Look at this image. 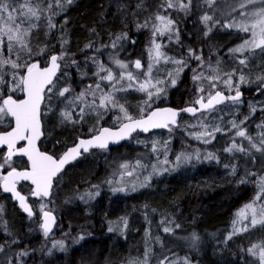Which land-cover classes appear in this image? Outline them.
Masks as SVG:
<instances>
[{
    "label": "trees",
    "instance_id": "1",
    "mask_svg": "<svg viewBox=\"0 0 264 264\" xmlns=\"http://www.w3.org/2000/svg\"><path fill=\"white\" fill-rule=\"evenodd\" d=\"M45 2L53 4L56 14L52 16V23L57 27L49 31L47 20L42 17L38 22L39 28L32 35L33 51L45 45L51 53L66 51L68 55L61 62V73L65 79L71 78L68 86L75 93L95 82L92 73L96 67L88 57H98L106 66L112 67L114 73L117 72V67L109 61L108 56L118 50L120 59H140L147 66L148 50L153 40L152 30L150 27L138 25L146 20L153 22L152 17L160 10L162 0H72L71 4L61 0L63 8L56 5L55 0H40L41 6ZM204 3L205 0H193L187 14L169 10L179 28V42L175 36L171 39L168 36H157L155 39L164 44L163 51L169 57L187 60L188 67L175 77L177 82L174 86L167 82L169 77L164 80L162 87L165 91L158 98H154L150 108H145V114L158 105L182 108L191 104L199 95L207 93V80L196 82L192 76L193 70H203L207 76L211 69L199 68L198 61L188 57L189 48L196 50L197 55L202 54L206 65L210 63L215 66L219 60L223 72H230L232 68L239 69L241 66L237 57L248 55L234 56L229 52V49L249 37V34L238 29L222 26L233 19L236 13L232 9L228 14L213 13L212 8L206 7ZM161 14L167 13L161 11ZM205 14L221 22L215 26L209 22L208 26L212 27V31L208 35H205L206 27L201 20ZM123 33H127V39L118 41L117 49L102 47L110 45L116 36ZM64 40H67L66 44ZM90 42L93 43V48H85ZM46 55L47 53L39 58L42 64L46 61ZM71 60H76L77 64H72ZM261 64H264V56H260L259 50H256V54L250 58V70H244L249 81L238 85L239 90L244 93L242 102L238 106L231 102L217 106L225 131L216 133V139L212 143L204 144L189 135L194 129H201L191 128L186 124L188 120H196V117L185 112L181 113L176 126L147 135H133L134 140L137 136L150 138L154 133L161 132L162 140L168 142V164L163 163L165 149L156 145V151H153L154 144L149 141L136 144L130 140L111 150L86 153L69 164L56 178L49 199H34L29 195V188H22L35 206V215L31 217L24 214L11 196L0 188V206L3 209L0 212V245L4 246V251L0 252V262L7 264L11 259L12 264H128L132 260H142L145 250L150 248L149 264H156L157 258L163 259L164 256H168L169 260L187 257L190 264H256V259L246 249L252 244L264 241V228L257 226L239 234L232 232L237 212L257 194L258 185L254 181L264 174V155L255 150L252 156L239 152L227 153L224 148L230 146L235 133L234 129L228 130L229 121L233 119L239 122L244 116H249L245 125L248 133L256 137L264 132V128L257 127L264 123V91L256 93L260 88L256 76L264 71L259 67ZM162 66L163 69L159 66L153 71L156 74V77H152L155 83L159 80V75H167L169 72L175 75L176 66L173 63L165 62ZM233 79L235 87L236 78ZM107 84V81L102 82V86ZM201 85L205 88V93L197 91ZM217 89L229 93L223 85L217 86ZM105 90L111 89L109 87ZM128 91L127 98L121 99V92L116 98L129 114L139 117L140 107L146 100L143 95L146 94L135 88ZM8 94L13 93L10 91ZM20 94L17 91L14 97H19ZM260 99L263 101L259 103ZM250 105L257 109L255 113H250ZM218 114L213 113L212 116ZM117 116H122L119 109L108 110L106 116L95 120L96 122L93 116H85L79 123L74 124L73 132L69 129L63 130L62 125L55 124L54 117L49 118L52 125L50 137L55 147L51 150L52 154L58 156L64 148L63 144L68 145L73 141V136L70 137L72 134H75V139L79 134L89 136L95 133L101 125H119L123 121L117 120ZM236 140L248 147L247 140L239 137ZM197 150L201 158L192 159L194 165L184 166L181 162L173 167L176 155L182 152L191 154ZM207 152L214 153L218 160L204 159ZM143 159H147V162L142 161ZM137 161H140L139 168L147 165L142 169V176L138 180L139 183H144L143 186H130L125 191H113L124 184L113 181L121 177L119 165L122 162ZM0 163H3V156H0ZM15 163L12 161L11 166ZM226 164L229 167L226 168ZM153 165L156 169H168L170 166V170L162 175L154 172L149 181H144L145 176L153 172ZM232 165L236 166L235 174L231 171ZM247 172L258 175L246 177ZM241 179H246L247 182L240 183ZM96 192L99 194L95 195ZM90 193L93 195L88 199L87 194ZM42 201L46 203L44 209L53 211L57 216L54 232L48 236H44L39 227V205ZM169 212L173 219L168 222L165 215ZM120 218L127 221L126 228H123ZM176 225L179 227H175ZM110 226L117 230L109 232ZM164 227L173 228L174 231L165 233ZM237 227L242 225L238 224ZM193 233L198 237L195 246L191 241ZM230 234L232 238L228 239ZM52 241H63L67 243V247L48 252ZM21 251H27L28 255L17 257L16 254Z\"/></svg>",
    "mask_w": 264,
    "mask_h": 264
},
{
    "label": "snow or ice",
    "instance_id": "2",
    "mask_svg": "<svg viewBox=\"0 0 264 264\" xmlns=\"http://www.w3.org/2000/svg\"><path fill=\"white\" fill-rule=\"evenodd\" d=\"M209 5L213 4L215 0H205ZM64 3L71 4L72 0H64ZM55 4L63 8L61 0H55ZM192 0H162L160 10L157 11L152 17V21L146 20L138 27H150L152 30L153 40L151 47L148 50L149 60L147 66L142 64L140 59L134 61H124L119 58V50L110 53L108 56L109 61L115 65L119 71H113L112 67L106 66L96 56L88 57L95 65L96 70L92 73L95 78L94 84L87 85L79 93L71 86H63L60 83V77L57 75L61 69V62L68 55L66 51H61L59 54H52L47 45L42 48H37L33 51L32 35L33 32L39 28V21L42 17L47 20L48 30L51 31L57 26L52 23V16L56 13L53 9V4L45 2L41 6L40 0H0V121L5 117H11L14 120V126L10 131L0 132V145L6 146L7 153L3 157V163H0V182H2L3 191L12 193L14 198L19 202L20 207L28 214L29 217L34 215L32 207L26 202L28 197L22 195L17 191V185L21 181H31L34 188L30 191L29 195L40 199L47 198L52 194L53 180L62 171L64 166L79 157L83 152H88L91 148L107 149L109 142H117L131 135L132 132L138 129L143 132H148L151 129L165 128L168 129L170 125L177 124V117L181 112L191 113L196 117V124L191 127H199L200 131L190 132L194 139L202 141L204 144H210L216 139V133L225 131L219 123L214 121L218 119L217 116H212L213 113L220 111L217 106L224 105L231 102L232 105L238 106L242 102L243 93L239 90V84L247 83L249 78L244 74L245 69H249L250 58L259 50V55L264 56V0H235L234 4L230 5L232 11L236 13L240 19H231L229 22L224 23L222 26L228 29H238L244 33L249 34V38L237 45L235 48L229 49V52L234 56L247 52L248 55L243 58L237 57L238 64L241 66L239 69L232 68L230 72H223L220 68V61L217 60L215 66L212 64H205L202 54L197 55L196 50L189 48L187 50L189 58H195L198 61V67L204 69L207 67L211 69V73L207 76L204 71L197 72L193 70V81L200 82L203 80L208 81L209 90L205 95H199L197 99L191 102V105L183 109L173 108H157L145 114V108H150L154 98H158L161 93L165 91L164 87L158 86L165 82L157 80L152 84L153 68L159 65L161 60L164 62H171L175 67V75L172 72L167 73L171 85L176 84V76L188 67L187 60L174 59L169 57L163 51L164 44L157 42V36H172L176 37L179 42V28L176 21L172 18L169 10H176L180 12H187L190 9ZM161 11L167 14H161ZM202 23L206 27L205 35L212 31L209 27V22L212 25H219L220 20H214L213 16L205 14L201 17ZM127 39V33L116 36L110 45H102V47H111L117 49L118 41ZM135 43V41H129ZM67 43V40H64ZM85 48H93V43L85 45ZM122 50V45L120 46ZM98 52L99 49H96ZM47 53L45 66H41L40 59ZM72 64H77L76 60H71ZM142 70L136 72L130 69ZM264 70V64L259 66ZM63 75V73H61ZM143 77L141 80L140 78ZM236 78V86L233 87L234 79ZM107 81V85L102 86V82ZM256 81L261 86V91H264V71L256 76ZM135 82V83H133ZM217 82L223 83L234 91L233 95H224L221 91H215ZM110 87V91L105 90ZM135 88L137 91L146 94V100L143 106L140 107V118H134L129 114L128 110L123 104L119 103L116 98L117 94L128 89ZM154 88L155 91L149 90ZM9 90L13 94H8ZM24 94V98H14L15 92ZM197 91L205 93V88L201 85ZM99 93V103H97V94ZM56 100L59 104H63L64 108L59 110L60 117L63 123L76 124L83 120L87 112H95L98 116L101 115L99 109L105 111L111 109H119L122 116H117V120H122L121 126L118 130L113 131L109 128H103L99 134L93 135L90 139H80L79 142L63 155L56 159L46 152H41L37 147V141L40 139L43 132V124L41 117L42 106L48 111H52V102ZM264 110V109H262ZM257 109L250 105V113H255ZM199 113V116L197 114ZM75 114V115H74ZM211 117V119H210ZM249 116H244L237 122L235 119L229 121L228 130H235L232 137L230 146L224 148L227 153H244L252 156L253 150L264 155V132L259 133L256 137L250 135L245 127ZM258 128H264V123L257 125ZM243 138L247 140L248 147L246 148L243 143H237L236 138ZM23 142V143H21ZM160 143V142H156ZM167 144L163 142L165 149L164 164H168L167 160ZM18 145H20L18 147ZM153 151H156L155 146ZM17 155L26 156L30 162V168L25 170H17L12 167V158ZM200 152L197 150L194 153H180L175 156L173 167L179 165L181 162L189 163L192 159L200 160ZM204 159L218 160V157L212 153L207 152L204 154ZM254 159V156H253ZM140 165V161L136 162ZM147 167V165H141ZM127 169L128 165H122ZM229 167V165H225ZM9 168L6 174L3 170ZM153 172L159 174V170L153 165ZM169 169L165 168L164 171ZM231 171L236 173V166L232 165ZM132 175L131 172L127 173ZM257 173L247 172L246 177L257 176ZM150 179V176L145 177V181ZM246 179H241L240 183H246ZM258 185L257 194L251 202L246 204L239 212H237V219L233 221L232 234H239L240 232H247L250 229H255L257 226L264 228V174L259 175V179L254 181ZM143 186V185H141ZM135 190V189H133ZM113 191H124V189H113ZM99 193L96 192L95 195ZM90 196L93 194H89ZM83 199V197H80ZM46 205L40 204L39 210L42 212V223L39 225L44 236L52 231L55 225V216L52 211H44ZM0 206V212H2ZM123 228L127 227V221L120 218ZM248 221L243 224V227H237L238 224ZM163 223V222H162ZM175 227H179L176 225ZM117 230L110 226L109 232ZM122 230V229H120ZM174 229L164 227L163 232L171 233ZM232 234L228 239L232 238ZM83 239V237H80ZM198 237L195 233L191 236L192 245L195 246ZM16 241H13L15 243ZM53 247L63 249V241H56ZM4 251V246L0 245V252ZM246 251L256 259V264H264V241L259 244H252ZM151 249H146L143 254L142 260H132L128 264H149V256ZM17 257H24L28 255L27 251H21L16 254ZM3 264V262H0ZM7 264H12L11 259ZM156 264H177L176 261L169 260L168 256L163 259L157 258ZM183 264H190L187 257L184 258Z\"/></svg>",
    "mask_w": 264,
    "mask_h": 264
},
{
    "label": "rangeland",
    "instance_id": "3",
    "mask_svg": "<svg viewBox=\"0 0 264 264\" xmlns=\"http://www.w3.org/2000/svg\"><path fill=\"white\" fill-rule=\"evenodd\" d=\"M234 2H235V0H215V2L213 3V4H211V5H209V4H207L206 2L204 3V5L206 6V7H210V8H212V11H213V13H225V14H228V12H229V10H231L232 8L230 7V5H232V4H234ZM192 3H193V0H192ZM235 19H240V17H238L237 15H235V17H234ZM249 38V37H248ZM242 43V42H241ZM241 43H238V44H236L234 47H232V48H235L237 45H239V44H241ZM244 54H247V52H245V53H242V55H244ZM121 60H123V59H121ZM124 61H126V60H124ZM134 61V60H133ZM127 62V61H126ZM142 62V61H141ZM163 63H165L163 60H161V62H160V64L159 65H156V66H154V68H153V71L154 70H156L159 66H160V68L161 69H163V66H162V64ZM142 64H144V63H142ZM146 67V66H145ZM130 69H132L133 71H134V74L136 73V72H141L142 70H136V69H134V68H132V66L130 65ZM119 71V69L117 68V72ZM154 73H152V77H156V74H154ZM59 77H60V83H61V85H67L68 86V81H70L71 80V78H68V79H65L64 78V75H61V72H60V75H59ZM168 76L165 74H162V75H159V80H161V81H164L166 78H167ZM141 80L143 79V77H141L140 78ZM155 82L153 81V79H152V84H154ZM206 84H208V81H206ZM219 85H223V87H226L227 89H226V91H228L229 93L230 92H234V91H230L229 90V88L227 87V86H225L223 83H220V82H217V86H219ZM158 86H161L162 87V85H158ZM233 87H234V85H233ZM133 89V88H132ZM130 90V92H131V89H129ZM149 90H151V91H155V89H149ZM209 90V89H208ZM215 90H217V87H216V89H214V90H212V91H215ZM131 94V93H130ZM129 95V91L127 90V91H123V92H121L120 94H119V97L121 98V99H125V98H127V96ZM145 98H147L146 97V95H143ZM263 101V99H260V100H258V102L260 103V102H262ZM98 103H99V101H97ZM58 102L54 99L53 100V102H52V105H51V107H52V111H48L46 108H43V111H44V113H45V119H49V118H51V115H52V112L57 108V106H58ZM62 106L64 107V105L62 104ZM99 111L101 112V115L100 116H98L95 112H87L86 111V113H85V115H84V117L86 116L87 118H89V116H93L94 117V121L96 120H99L100 118H103V117H105L106 116V114H107V112H108V110L107 111H105L104 109H99ZM217 116V115H216ZM218 119H216L214 122L215 123H219L220 125H221V127L224 125V122H223V119L221 118V115H219L218 114ZM61 119V118H60ZM61 120H58L57 121V123L58 122H60ZM95 121V122H96ZM186 124L188 125V126H190L191 127V125H194V124H196V120H188L187 122H186ZM191 128H193V127H191ZM196 128V127H195ZM194 131H197V130H193V132ZM163 135L161 134V132H157V133H154L150 138H145V137H141V136H137V138L136 139H134V140H132L131 141V143H136V144H139V143H143V142H151L152 144H154L155 145V147H156V145L157 146H162L163 147V140H162V137ZM160 142V143H156V142ZM154 145L152 146V147H154ZM162 151V150H161ZM145 159H143L142 161H144ZM147 160V159H146ZM144 161V162H147V161ZM124 164H127L128 165V167H127V169H125V168H123L122 167V165H124ZM184 164V166H190V165H194V163L192 162V160H191V162H189V163H183ZM143 168H145V167H141L140 166V168H139V165H138V168H137V163H135V162H132V163H128V162H122L120 165H119V169H120V175H121V177H117V178H115V179H113V181L114 182H116V183H124L122 186H121V188H123L124 189V191L127 189V187H130V186H135L136 188H139V187H141V185H143L144 183H139L138 182V180H139V178L142 176V169ZM167 168V167H166ZM164 169L165 168H162V169H157V170H159V174L158 175H162L163 173H165L166 171H164ZM168 169L170 170V166L168 167ZM123 174H122V173ZM128 172H131L132 173V175H128L127 173ZM154 172H152L149 176L150 177H152L151 175L153 174ZM125 176H127V177H125ZM146 177V176H145ZM124 179V180H123ZM135 180V182H133ZM150 179H148V181H149ZM144 181H145V178H144ZM126 183H132V185H126ZM87 198L89 199L90 198V195L89 194H87ZM42 204H44V202L42 201ZM44 205H46V203L44 204ZM46 210H49V209H44V211H46ZM51 211V210H50ZM53 212V211H52ZM42 213V212H41ZM165 217H166V220L169 222V221H171L172 219H173V216L170 214V212L169 213H166V215H165ZM246 223H248V221H244L243 223H241V225H242V227H243V224H246ZM54 242L55 241H52V243H51V245L48 247V252H52V250L53 249H61V248H59V247H53V244H54ZM64 243V242H63ZM170 243H172V240H170ZM67 247V243H64V247H63V249L64 248H66ZM183 260H184V258H181V257H179V258H175V259H173L172 261H176L177 262V264H183Z\"/></svg>",
    "mask_w": 264,
    "mask_h": 264
},
{
    "label": "flooded vegetation",
    "instance_id": "4",
    "mask_svg": "<svg viewBox=\"0 0 264 264\" xmlns=\"http://www.w3.org/2000/svg\"><path fill=\"white\" fill-rule=\"evenodd\" d=\"M52 54H57V53H52ZM47 59V55H46V58H45V60ZM41 63V62H40ZM41 66H45V63H41ZM60 72H61V69H60ZM60 72H59V74H58V76L60 75ZM64 86H67V85H64ZM9 92H10V90H9ZM22 95H23V93H21L20 95H19V97H14V98H17V99H19V98H21L22 97ZM43 106H42V113H44V111H43ZM64 107L62 106V104H58V106H57V108L52 112V115H51V117L53 118L54 117V119H55V121L56 122H54L55 124H59V125H62L61 127H62V129L64 130V129H69V130H74V124H72V123H68L70 126H68L66 123H63L62 122V119H60L61 117H60V114H59V110H61V109H63ZM75 115V114H74ZM45 117V113L42 115V122H43V131H44V136H43V138H42V140L40 141V147H41V149L42 150H45V151H49L50 153H52V151L51 150H53V149H55V147H53V143H52V141H51V137H50V127L52 126L51 125V123H50V121L48 120V119H45L44 118ZM58 120H61L60 122H58L57 123V121ZM13 119L11 118V117H5L2 121H0V131H7V130H9V129H11V127L13 126ZM120 125V124H119ZM103 126H107V125H101L98 129H97V131L101 128V127H103ZM118 126V125H117ZM96 131V132H97ZM73 132V131H72ZM95 132V133H96ZM83 133V132H82ZM48 134H49V136H48ZM94 134V133H93ZM93 134H91V135H93ZM75 135V134H74ZM74 135L72 134V135H70V137H72L73 136V138L71 139V140H73L70 144H68L67 145V143H64L63 145H64V148L59 152V154H58V156L59 155H61L64 151H65V149H67V147H69V146H71V145H73L75 142H76V140H77V138L78 137H82V135L81 134H79V135H77L76 136V138L74 139ZM88 135H86V136H83V137H87ZM90 136V135H89ZM133 137V136H132ZM132 137H131V139L130 140H133L132 139ZM129 140V141H130ZM23 143V142H22ZM18 146H20V145H18ZM58 148V147H57ZM113 148H116V147H112V148H108V149H100V150H111V149H113ZM93 151H98V150H94V149H92V150H90L89 152H87V153H91V152H93ZM5 152H6V148H3V149H1L0 150V156H5ZM84 154H86V153H84ZM83 154V155H84ZM57 156V157H58ZM12 161H14V162H16L15 163V165L13 166V167H15L16 169H25V168H27L28 167V162H27V160L25 159V157L24 156H14L13 158H12ZM10 169L9 168H5L4 170H3V174H5V173H7V171H9ZM18 186H19V189L22 191V188H29L30 190H32V187H31V185L28 183V182H26V181H21L19 184H18ZM0 188H1V182H0ZM8 195V194H7ZM12 198V197H11ZM32 206H33V209H34V215H35V206H34V204L32 203ZM33 215V216H34ZM41 216H42V213H41V215H40V218H41ZM41 223H42V219H41ZM54 232V231H53Z\"/></svg>",
    "mask_w": 264,
    "mask_h": 264
},
{
    "label": "water",
    "instance_id": "5",
    "mask_svg": "<svg viewBox=\"0 0 264 264\" xmlns=\"http://www.w3.org/2000/svg\"><path fill=\"white\" fill-rule=\"evenodd\" d=\"M42 67H43V66H42ZM58 74H59V72L57 73V75H58ZM260 87H261V86H260ZM259 89H260V88H259ZM217 90L223 92L224 95H226V96H227V95H233V94H234V92H233V93H227V92H224V91H222V90H220V89H217ZM217 90H215V91H217ZM215 91H213V94H214ZM241 92H242V91H241ZM260 92H261V90H257L256 93L258 94V93H260ZM242 93H243V92H242ZM243 97H244V93H243L242 98H243ZM22 98H24V94H23L22 97L19 98V99H22ZM197 98H198V97H197ZM197 98H196V99H197ZM190 105H191V104H187V105L183 106L182 108H177V107H174V106H171V105H158V106H154V107H152L148 112H150L151 110H155V109H157V108H173V109H177V110H179V109L186 108V107H188V106H190ZM218 106H219V105H218ZM41 110H42V109H41ZM181 113H183V112H181ZM181 113H180V115H181ZM185 113H186V112H185ZM186 114L189 115V116H193L191 113H186ZM180 115L177 117V124H178V120H179ZM134 118H140V116H139V117H134ZM41 120H42V117H41ZM13 122H14V120H13ZM123 122H126V121H123ZM42 124H43V122H42ZM177 124H176V125H177ZM176 125H170V126H176ZM13 126H14V123H13ZM120 126H121V123H120V125H118V126H103V127H101L96 133H94L93 135H97V134H99V131H100L101 129H103V128H109V129H112L113 131H116V130L119 129ZM10 130H11V129H9V130H7V131H10ZM156 130H166V129H165V128H156V129H151V130L148 131V132H143V131H141V130L138 129L137 131L132 132L130 136H128V137H126V138H124V139H121V140H119V141H117V142H109L108 148L119 147V146L123 145L125 142L129 141V140L131 139V137H132L134 134L141 133V134H145V135H147V134H150V133H152V132H154V131H156ZM0 132H4V131H0ZM43 132H44V131H43ZM93 135H90V136H87V137H83V136H82V137H78L77 140H76V142H75L73 145L67 147V149H69V148H71V147H74V146L79 142L80 139H85V140H87V139H90ZM43 136H44V135H42V136L40 137V139L37 141V147L39 148V150H40L41 152H46V153H48L49 155L53 156L54 158L59 159V158L63 155V153H64L65 151H67V149H65V151H64L61 155H59V156L57 157V156L53 155L52 153H50L49 151L42 150L41 147H40V141L42 140ZM21 143H22V142H21ZM18 147H19V146H18ZM3 148H6V146L0 145V150L3 149ZM108 148H107V149H108ZM92 149H94V150H100V148H91L90 150H92ZM90 150H89V151H90ZM89 151H88V152H89ZM6 153H7V148H6L5 155H6ZM84 153H85V152L82 151V154H81L79 157H77L75 160L71 161L70 163H68V164H66V165L64 166V168L62 169V171H61V172L57 175V177H55L54 180H53L52 191H53V188H54V184H55V180H56V178H58V176H59V175H60V174L66 169V167H67L69 164H71V163H73L74 161L80 159V158L83 156ZM86 153H87V152H86ZM17 156H22V155H17ZM24 157H25V159H26L27 162H28V167H27V168H30V162L28 161V158H27L26 156H24ZM27 168H25V169H27ZM25 169H17V170L22 171V170H25ZM5 174H6V173H5ZM26 182H28V183L31 185L32 189L34 188V185L31 184V181H26ZM1 190L3 191L2 182H1ZM17 191H19L22 195L28 197L23 191H21V190L19 189V186H18V185H17ZM3 192H4L5 194L10 195V196L12 197L13 201H14V202L20 207L19 202L14 198V196H13L12 193H8V192H5V191H3ZM51 195H52V194H51ZM51 195H50L49 197H47V198H44V199H49V198L51 197ZM32 198H34V199H40V198L33 197V196H32ZM26 202L32 207V210H33V212H34V209H33L32 203L29 201V199H27ZM20 209L22 210V212H23L24 214L28 215L26 212H24V210H23L21 207H20ZM46 211H49V210H46ZM52 213H53V215L55 216L56 220H55V225L53 226L51 232L54 231V229H55V227H56V223H57V216H56V214H55L54 212H52ZM41 219H42V216H41ZM51 232H50V233H51Z\"/></svg>",
    "mask_w": 264,
    "mask_h": 264
}]
</instances>
